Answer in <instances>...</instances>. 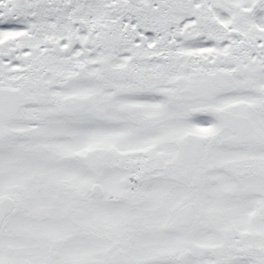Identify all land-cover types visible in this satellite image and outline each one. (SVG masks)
Masks as SVG:
<instances>
[{"label":"snow or ice","instance_id":"1","mask_svg":"<svg viewBox=\"0 0 264 264\" xmlns=\"http://www.w3.org/2000/svg\"><path fill=\"white\" fill-rule=\"evenodd\" d=\"M0 264H264V0H0Z\"/></svg>","mask_w":264,"mask_h":264}]
</instances>
